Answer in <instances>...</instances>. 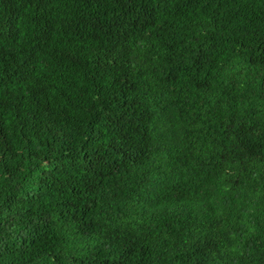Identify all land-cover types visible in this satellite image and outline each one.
Instances as JSON below:
<instances>
[{"label": "trees", "instance_id": "trees-1", "mask_svg": "<svg viewBox=\"0 0 264 264\" xmlns=\"http://www.w3.org/2000/svg\"><path fill=\"white\" fill-rule=\"evenodd\" d=\"M0 264H264V0H0Z\"/></svg>", "mask_w": 264, "mask_h": 264}]
</instances>
